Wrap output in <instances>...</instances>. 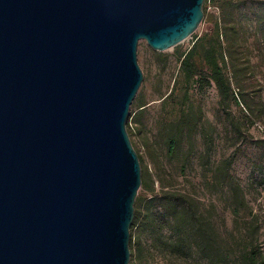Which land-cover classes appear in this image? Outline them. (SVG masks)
Listing matches in <instances>:
<instances>
[{
  "label": "water",
  "instance_id": "1",
  "mask_svg": "<svg viewBox=\"0 0 264 264\" xmlns=\"http://www.w3.org/2000/svg\"><path fill=\"white\" fill-rule=\"evenodd\" d=\"M204 2L0 0V264H130L139 42L178 46Z\"/></svg>",
  "mask_w": 264,
  "mask_h": 264
},
{
  "label": "rangeland",
  "instance_id": "2",
  "mask_svg": "<svg viewBox=\"0 0 264 264\" xmlns=\"http://www.w3.org/2000/svg\"><path fill=\"white\" fill-rule=\"evenodd\" d=\"M235 2L239 6L233 8V11L246 29L241 50L247 53L252 64V72L248 71L239 79L254 113L241 102H222L221 95L214 86L203 91L196 90L194 103L203 109V128L193 135L191 141L187 139L189 142L184 149L188 152V178L196 184V191L207 207L215 204V209L209 214L220 232L222 245L225 247L223 252L230 255L226 264H246L241 255L247 248L256 247L264 253V24L259 21V15L264 13V0ZM208 11L217 17L221 15V9L212 3L209 4ZM210 27L211 24L203 20L195 35H201ZM195 35L167 51L155 50L146 40L139 42L138 60L144 72L139 91L146 94L148 107L138 124L141 132H134L131 139L135 148L144 156V164L152 172V159H165L158 124L161 114L160 91L163 94L171 90L179 72L176 50L189 48ZM233 82L237 86L235 79ZM131 110L133 116L138 111L133 107ZM227 159L231 161L229 173L243 189L247 205L244 209L234 204L230 178L225 179L223 172L215 175L217 167ZM213 177L216 178L214 184ZM203 178L210 181L208 186L199 184ZM183 180V176L178 177V181ZM164 233L168 234V230L165 229ZM144 241L143 256L135 257V247L130 264H210L197 252L189 257L180 256L162 246H151V241L145 238Z\"/></svg>",
  "mask_w": 264,
  "mask_h": 264
},
{
  "label": "trees",
  "instance_id": "3",
  "mask_svg": "<svg viewBox=\"0 0 264 264\" xmlns=\"http://www.w3.org/2000/svg\"><path fill=\"white\" fill-rule=\"evenodd\" d=\"M210 3L221 9L219 17L209 13ZM236 6L239 4L235 0H205L204 20L211 24L210 29L201 35L194 33L195 38L189 48L176 50L178 75L169 92L162 94L160 91L161 114L158 124L159 137L165 148V159L153 158L152 172L144 164V156L136 149L143 173L142 189L136 199L131 227V255H134V248L137 247L136 258H141L144 254L145 238L151 241V246H162L180 256L189 257L197 252L210 264H226L229 261L230 255L223 252L225 247L222 245L220 232L209 214L215 209V204L207 207L196 191V184L188 178V152L184 148L193 135L203 128V109L194 103L196 90L203 91L214 86L220 93L222 102H241L254 113L239 79L248 71L252 72V64L247 53L241 50L246 29L245 24L236 18L233 11ZM259 16V21L264 24V13ZM147 104L146 94L139 91L132 104L138 111L133 116L131 110L127 123L131 137L134 132H141L138 124L141 123ZM230 164V159L224 160L217 167L215 175L223 172L225 179L230 178L234 204L244 209L247 205L243 189L229 173ZM179 176H183L184 180L178 181ZM205 178L199 182L200 185L210 184ZM215 182L216 178L213 177L212 183ZM235 213L238 215V211ZM165 229L168 234L164 233ZM241 257L246 264H264V253L256 247L247 248Z\"/></svg>",
  "mask_w": 264,
  "mask_h": 264
},
{
  "label": "built area",
  "instance_id": "4",
  "mask_svg": "<svg viewBox=\"0 0 264 264\" xmlns=\"http://www.w3.org/2000/svg\"><path fill=\"white\" fill-rule=\"evenodd\" d=\"M191 36H192V35H191ZM191 36H190V37H191ZM190 37H189V38H190Z\"/></svg>",
  "mask_w": 264,
  "mask_h": 264
}]
</instances>
